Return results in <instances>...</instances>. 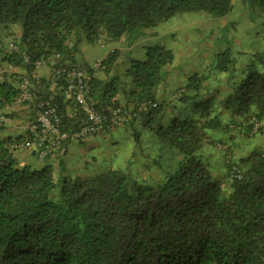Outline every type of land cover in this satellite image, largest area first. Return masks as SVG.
Instances as JSON below:
<instances>
[{
	"label": "trees",
	"instance_id": "16d2710c",
	"mask_svg": "<svg viewBox=\"0 0 264 264\" xmlns=\"http://www.w3.org/2000/svg\"><path fill=\"white\" fill-rule=\"evenodd\" d=\"M241 1L251 20L264 16V0ZM234 7V0H0V25L17 28L11 38L17 50L4 52L0 67V110L17 101L33 118L34 103L18 101L26 77L37 98L54 95L61 130L73 131L83 118L79 104L63 94V83L54 90L49 84L54 69L75 63L81 39L131 41L180 14L222 18ZM224 28L227 36L231 24ZM118 58L114 51L101 67L77 64L94 74L88 100L100 112L129 109L171 151L164 177L149 183L108 167L91 178L63 180L64 161L55 166L50 159L71 141L43 160L26 149L44 162L31 168L16 153L25 149H11L27 132L0 140V264H264V148L241 158L242 176L233 181L227 150L221 174L203 153L214 140L210 133L222 127L262 132L264 50L238 67L226 46L204 71L189 75L175 97L158 92L174 63L171 48L147 46L144 59L127 69ZM37 61L51 67L49 79L39 75ZM144 102L155 106L139 110Z\"/></svg>",
	"mask_w": 264,
	"mask_h": 264
},
{
	"label": "rangeland",
	"instance_id": "374dc122",
	"mask_svg": "<svg viewBox=\"0 0 264 264\" xmlns=\"http://www.w3.org/2000/svg\"><path fill=\"white\" fill-rule=\"evenodd\" d=\"M234 3L235 7L233 11L237 12V8L242 7L243 3L241 0H234ZM233 11L228 16L222 18L212 17L204 12H190L187 14H180L156 27L155 34L146 35L145 39L142 41L143 45H163L171 48L175 52L176 57L171 68L176 69L180 74H186V67L192 65V60L186 58V52L189 50V48L181 47L183 45L184 38L195 37L193 38L194 40H192L195 41V43L191 44V50H197V55H200L201 53H204V48L203 45L199 46L197 44V39L199 37L201 39L208 37L207 39H209L214 36H219L215 42L213 40V43L215 44L214 48L217 47V45H220V48L231 46L233 54L238 55L240 54L239 51H241V47L235 48L230 39L224 36V26L229 21L234 22V19L230 20L229 18ZM237 17L238 15H236V18ZM242 17H244V15L240 17V20L238 19L239 22L242 21ZM199 22L200 24L198 25ZM186 26H190L192 31L183 33ZM234 27L237 29L238 25H231V30L233 29L236 31ZM6 28L5 26L0 25L1 32L7 31ZM211 30L213 31L211 32ZM231 30L228 31L227 35L232 33L230 32ZM16 32L17 28L15 27L9 34L13 36V34ZM179 33H181L183 39L175 36V34ZM83 42V45H86V42ZM184 42L186 41L184 40ZM91 45L94 46L88 52H93L92 59L101 58L104 53V49L101 48L98 43ZM114 45H116V43H113L110 45V47H113ZM131 51V57L140 60L144 59L145 52L143 51L142 45L139 46L138 44H135V46L131 48ZM205 53L210 54V52ZM241 58L243 59L245 57L241 56ZM172 80V75L166 80L167 86L165 91L168 94L173 93L174 91L177 92L178 88L180 87L179 83ZM242 130H244V132L239 130L237 127L228 128L224 139L216 138L217 140H215V143L212 142L211 145H207L204 148L203 153L209 158L213 169H215L217 174H221L227 169V166H225L226 159L224 153L226 150L228 151V157H232L234 165L238 166L242 163L240 162L241 158L247 156L251 150L256 147L264 148V123L262 132H256L252 134L249 132L247 127L245 128L243 126ZM20 131V129L11 130L8 127L0 128V139L9 133L12 135V137H15ZM215 132L216 131H214L212 134ZM103 135L91 136L82 142H71L68 148V153L63 160L64 168L61 172L62 176L64 177L63 180H71L72 178H77L78 176L81 178H91L108 169L107 165H109L112 166V168L120 169L124 172L130 173L131 171L138 179H144L149 183H153L155 181H161V179L164 177V169L172 163L171 151L164 149V147L158 143L157 145H153L152 141H150V138L148 137L147 141H150L148 144L147 142L143 143L142 139L133 142V148L137 146L136 149H138V151L144 152L143 154H134L133 157L129 158V154H127L128 148H126V145L130 142L127 141L125 135L122 136L119 134V137L112 135L109 138H107L106 135ZM228 137L230 138L228 139ZM115 138L118 140L116 144H114ZM151 140L154 139L152 138ZM113 154L116 155V157L113 156L108 159L109 155L112 156ZM92 155L96 156L97 162L88 161V158ZM134 156L136 158H134ZM112 160L113 163H110L109 161ZM43 163L44 162L40 161L39 167H41V164Z\"/></svg>",
	"mask_w": 264,
	"mask_h": 264
},
{
	"label": "crops",
	"instance_id": "0c3cea01",
	"mask_svg": "<svg viewBox=\"0 0 264 264\" xmlns=\"http://www.w3.org/2000/svg\"><path fill=\"white\" fill-rule=\"evenodd\" d=\"M184 14H187V13H184ZM235 14L238 15L239 18L238 17L236 18ZM242 15H244V17H242V21L239 22L240 17ZM229 18H230V20L234 19V22L229 21L228 23H230L231 25H233V24L238 25V27H237V29H236V27H234V29L236 31H234L232 29L230 31L232 33L227 35L226 37L230 39V41L232 42V44L234 45L235 48L241 47V51H239L240 54L235 55L236 61H237L236 64L238 67H244V65L247 64L252 59L253 54L257 50H264V16H261L260 18H258L256 20H251L248 16L247 9L243 5L242 7L237 8V12L233 11V13L229 16ZM199 24H200V22L198 23V25ZM190 26H191V24H190ZM190 26H186L185 31L183 33L191 32L192 29ZM14 28L15 27H10V28L7 27L6 28L7 31H4V32H1V30H0V67H4L5 61L3 58V54H4V52H9V50H10L9 46L12 43L11 38L13 36H11V34H9V33ZM237 30H238V32H237ZM212 31L213 30H211V32ZM155 33H156V28L148 29V30H145L143 34L139 35L138 37L134 38L131 41H128V39H126V38H123L119 41H106L105 39H102V40L98 41L97 43L100 45L101 48L104 49V53H103L101 58H95V59H92V53L93 52L92 53L88 52L91 48H93L94 45H91L90 43L85 41V39H81L77 43L75 51L72 53V59L71 60H73L75 62L74 64H79L84 68L91 69L97 60H101V59L103 60L110 53L116 51L119 55L118 61H120V63H122V67L124 69H127L133 60H139V59H136L134 57H131V55H132L131 48L134 47L135 44L136 45L138 44L139 46L142 45L143 51L146 53V47L147 46L143 45L142 41L145 39L146 35H153ZM15 35H17V34H15ZM175 36L183 39V36H181V33L175 34ZM218 37L219 36H214L212 38H209L210 40L207 39L208 37L207 38L204 37L203 39H201L199 37L197 39V44L199 46L203 45V48H204V53H201L200 55H197V52H196L197 50H195V49L191 50V44L195 43V41H192V40H194L193 38H195V37L184 38V40L186 42H184V40H183V45L181 47L189 48V50L186 52V58H189L190 60H192L191 61L192 65L186 67V70H185L186 74H180L176 69L170 68L169 74L167 76V79H168V77L172 75L173 76L172 81L179 83L180 87L178 88V91L182 88V86H184L186 84L189 75H191L192 73L198 72V71H204L211 64V62L214 60V53L219 52L223 49V48H220V45H217V47L214 48L215 44L213 43V40L215 42ZM83 41L86 42V45H83V43H84ZM113 43H116V45H114L113 47H110V45H112ZM202 43H204V44H202ZM198 51H200V50H198ZM205 52H210V54L205 53ZM241 56H244L245 58L242 59ZM174 61H175V59H174ZM50 71H51V67L49 65L45 64L39 68V75L42 77H46V79H49ZM174 75H175V77H174ZM103 76H104L103 72L98 71L97 77H103ZM210 82H211V84H214L213 87L217 86V85H215V84H217V82L215 80V76L212 77ZM49 85H50V88L52 90H54V88L57 89L58 82L52 80V81H50ZM166 86H167V83L165 81V83L160 85V89L158 92L160 94L168 96V97H175V94L178 91L177 92L174 91L173 93L168 94L165 91ZM169 95H171V96H169ZM118 99H119V101H121L123 103L126 101L125 96L123 94H120L118 96ZM24 109H26V106L24 104L18 103L16 101L14 104L7 105L5 108L0 110V128L8 127L11 130H14V129H16V130L20 129L21 130L20 132L17 133V135L15 137H12V135L9 133L8 135L3 136V138L0 140L6 139V138L16 139L17 137H21V136L25 137L24 135L26 132V127H27V124L29 122L30 116L25 115L26 111ZM2 116H5V118L2 119ZM263 123H264V121H263ZM226 131H227V129L222 127L221 131H216L214 134H212L213 132H211L210 135H212V137L214 139L213 143H215V140H217L216 138L224 139L226 136L225 135ZM119 134L122 136L125 135L126 136L125 138H127V141L130 142L126 145V148H128L127 154H129V158L133 157L134 154H140V153L143 154V152H144V151L143 152L138 151V149H136L137 146H135L133 148V142L134 141L142 139L143 143L147 142V144H148L150 141H152L153 145L154 144L157 145V143H158L156 138L151 136L152 134L147 129V127H145L143 125V123L136 122L134 120V117L129 120L128 124L123 125V126H119L117 128H113L111 131L106 132L104 135H106L107 138H109L112 135L119 137ZM147 137L150 138V141H147V139H148ZM152 138L154 140H151ZM229 138L230 137H228V139ZM117 141H118L117 138H115L114 144H116ZM70 144L71 143H68V145L63 150H61L59 153H57L56 158H51L50 163L57 166V164L59 163V161L61 159L64 160V158L66 157V154L68 153V148H69ZM209 145H211V144H209ZM138 146H139V144H138ZM16 153H17V156L20 158L22 164H27L31 168H39L40 160L35 155L32 154L31 150L25 149V150L17 151ZM117 153H118V151H117ZM113 156L116 157V155L113 154L112 156L109 155L108 159H110V157H113ZM120 157H122V156H120ZM134 158H136V157L134 156ZM88 161L97 162L96 156L92 155L91 157L88 158ZM109 162L113 163V160L109 161ZM107 166L112 167L109 165H107Z\"/></svg>",
	"mask_w": 264,
	"mask_h": 264
},
{
	"label": "built area",
	"instance_id": "2783aa9c",
	"mask_svg": "<svg viewBox=\"0 0 264 264\" xmlns=\"http://www.w3.org/2000/svg\"><path fill=\"white\" fill-rule=\"evenodd\" d=\"M10 49L17 50L16 45L11 43ZM24 62L29 58L23 55ZM45 65V61H37L36 68ZM102 59L95 62L96 67H101ZM12 68V66H8ZM94 74L79 67L77 64L71 66L57 67L53 71L54 81L63 83V94L77 102L81 108L83 118L80 125L73 131L61 130L62 117L58 111V106L54 101V95L50 94L45 98H37L36 93L28 87V79L25 77L21 84V92L18 97L19 102L34 103V116L30 119L26 132L29 137L24 142L13 143L11 149H33L39 159L48 158L53 153H57L58 147L66 141H80L91 136L103 135L107 132L110 125L120 122H129L135 115L129 109L124 107H114L108 113L97 111L88 100L91 81ZM155 104L144 102L140 105L139 110ZM5 116H2L4 119ZM260 124H254V131L259 128ZM53 154V155H54ZM242 176V170L236 165L232 167L228 180L233 181Z\"/></svg>",
	"mask_w": 264,
	"mask_h": 264
}]
</instances>
